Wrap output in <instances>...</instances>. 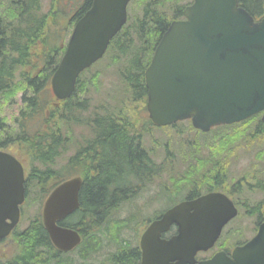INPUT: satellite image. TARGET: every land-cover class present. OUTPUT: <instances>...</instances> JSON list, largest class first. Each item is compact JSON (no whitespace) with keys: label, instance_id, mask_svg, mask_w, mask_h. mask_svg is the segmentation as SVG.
<instances>
[{"label":"water","instance_id":"obj_1","mask_svg":"<svg viewBox=\"0 0 264 264\" xmlns=\"http://www.w3.org/2000/svg\"><path fill=\"white\" fill-rule=\"evenodd\" d=\"M129 2L93 0L77 21L52 78L59 99L71 96L80 72L104 55L127 21ZM184 14L185 19L173 21L165 31L145 71L153 122L169 125L192 118L195 127L207 131L264 111V15L256 20L239 0H194ZM24 181L21 162L0 150V239L19 222ZM81 186V177L60 183L43 206L44 225L61 250L81 240L78 231L58 224L79 207ZM204 206L222 211H204ZM233 207L226 196L212 193L168 209L143 231L140 264H264V222L231 256L222 250L209 259L196 258L199 251L214 246L236 216ZM173 226L176 233L166 237Z\"/></svg>","mask_w":264,"mask_h":264},{"label":"trees","instance_id":"obj_2","mask_svg":"<svg viewBox=\"0 0 264 264\" xmlns=\"http://www.w3.org/2000/svg\"><path fill=\"white\" fill-rule=\"evenodd\" d=\"M183 1L139 0L140 13L133 7L134 12L130 14L129 21L112 40L109 49L119 52L114 61L120 65L123 91L129 92L130 96L146 98L145 70L170 22L182 16L185 7ZM44 2L0 0V105L13 101L19 92H23L22 100L26 102L23 116L28 120L39 119L42 123L34 130H24L21 123L20 131L6 126L0 118V148L14 142L25 146L35 162L28 172L27 190L40 189L42 196L71 173L83 171L81 205L60 222L79 230L83 239L72 252H60L53 246L38 212L24 230H15L11 237L14 254L0 261V264H139L141 250L137 239L133 241L132 235L125 237V234L133 229L138 236L140 230L137 232L136 228L129 226L128 218H115L114 213L121 204L139 193L141 187L138 185L130 189L134 186L129 183L130 175H142L143 162L152 161L145 158L147 154L140 147V142L129 141L125 133L114 125H107L100 136V165L85 168L81 166L78 155L66 158L68 147L63 131L66 113L78 115L80 104L71 98L65 101L64 107L62 104L61 107L53 108L48 90H45L46 81H49L54 71L47 65L53 62L52 66L56 67L59 58H55L57 50L44 42L48 38L46 29L55 24L49 25L48 18L52 12L43 11ZM62 2L49 0V7L62 5ZM74 2H81L85 10L92 4V0ZM240 2L256 18L264 14V0ZM78 14H82V11ZM38 39H44L40 41L47 44L48 48L34 53L33 47ZM34 55L39 59H33ZM43 64L42 74L33 78L35 68ZM27 88L32 90L26 91ZM61 159L64 161L60 162ZM146 169H153V165L149 164ZM150 171L143 172L148 174ZM128 189L129 192L134 191V195H130ZM152 219L144 218L142 222L146 224ZM103 239L114 243L116 251L109 252L111 255L99 263L88 261L92 257L95 260L101 249L106 248Z\"/></svg>","mask_w":264,"mask_h":264},{"label":"flooded vegetation","instance_id":"obj_3","mask_svg":"<svg viewBox=\"0 0 264 264\" xmlns=\"http://www.w3.org/2000/svg\"><path fill=\"white\" fill-rule=\"evenodd\" d=\"M70 8L71 10L68 11L70 15L67 18L61 17L59 19L55 17L56 21L53 20L51 22L55 24L52 25L51 30L49 27L47 28L48 38L46 41H44V39H38L36 42L37 44L33 47V52L36 53L39 52L40 49L48 48L47 44L41 42L40 40L50 43L51 47L57 50L55 54V58H59L57 66L65 52L67 41H69L74 24L87 10L82 7L81 2L73 4L72 6L70 5ZM80 10L82 11V14H78ZM52 12H54V10ZM54 13L56 14V11ZM117 53L119 52L116 51L115 54ZM33 59L39 58H36L34 55ZM52 63L53 62H49L47 66L49 69L51 68L55 71L57 66L53 67ZM43 69L44 64L37 66L32 77L36 78L42 74L41 72ZM111 70L115 71L117 68L111 64ZM100 74L101 73H95L91 76V78L95 79ZM42 78L44 77L42 76ZM84 78L83 82L85 83ZM115 81L118 82V80ZM48 85L49 81H46V88ZM31 90L32 89H26V91ZM109 91L103 94L97 101L95 100V103H92L93 99L91 97L86 96L87 90L85 94L81 93L83 99L80 104V111L78 115L72 116L68 113L66 120L64 121L63 131L65 134L64 137L66 139V146L68 147L67 152H71L72 149H76L78 152V159L80 160L79 162L82 164L81 166H84L85 168L96 167L98 164L100 165L102 158L99 150V147H101L100 136L107 125H114L125 133L126 138L129 139V141H132L133 143L140 142V147H142L147 154V156L145 155V158L152 161L143 162L144 169H142V175H140L141 173L130 175L129 183L130 185H134L130 189H135V186L137 185L139 187L148 185L154 186L161 181L160 178L166 172H170L171 176H169L168 179L173 181L174 187H177L176 190L172 193L166 192L167 195L160 198H158V196L161 192L155 193L153 200H165L169 203L173 202V204L176 205L185 201H196L203 195L209 193H223L234 203L238 210V215H242L248 219H253V227L251 228L252 235L250 237L252 238L258 231L260 224L264 221V169L257 168L256 164L253 163V167H251L250 172H247L245 167L240 169L238 168L241 155L243 157L246 154V151L244 152L243 150L246 146H225L222 144L224 149L219 153L213 151L211 147H207L208 152L204 155L201 153L202 147L200 145H194V149L190 152L194 163L187 169L183 176L180 174H173L172 170L175 168V160L171 157V162L168 163L167 154H170L171 151L169 150L167 144L165 143L164 150L160 148L159 152H157L156 149L148 148L144 144L146 136L157 127L150 119L147 109V98H111L109 96ZM119 100L121 101L120 103H118ZM22 101L23 109L20 112L22 126H24V130L25 128L32 130L35 122L38 121L40 123L41 120H28L25 118L23 113L26 109V102L24 99ZM134 105H136V108H133ZM52 107L58 108L61 107V104L59 101L54 99L52 101ZM46 112L48 114L49 110ZM251 123L253 124L254 122ZM261 133L264 134V128H262ZM16 143L17 142L11 144ZM227 149H229L230 155L238 159L236 162L231 163L226 161V155H221ZM236 150H238L237 155L234 154ZM194 153L197 154V158L195 160ZM187 157V155L184 156V158ZM149 164L153 165V169H146ZM144 170L151 171L146 174L143 172ZM253 178H256L258 183L255 182ZM130 189H128L127 192L130 193V195H134V191L129 192ZM247 193L252 194L250 199L248 197H244ZM149 194L152 193L150 192ZM201 208H206V211H213L209 208H215V206H204ZM166 209L167 208H160L155 210L154 213L156 216H160ZM246 231L248 232L241 231L240 239L233 243L235 244L234 247L242 245L250 239L247 238V235L251 234V232H249L250 230ZM245 233L248 234L245 235ZM5 246L7 247L8 245ZM223 247L226 248L229 255L234 248L233 247L229 250L227 249V246L224 245L222 248ZM205 253L206 252H199L197 258L205 259L210 257L204 255Z\"/></svg>","mask_w":264,"mask_h":264},{"label":"rangeland","instance_id":"obj_4","mask_svg":"<svg viewBox=\"0 0 264 264\" xmlns=\"http://www.w3.org/2000/svg\"><path fill=\"white\" fill-rule=\"evenodd\" d=\"M63 1L64 4L68 5L69 8L70 5L72 6L73 4H76L74 0ZM140 5L141 4L139 0H136L134 6L132 7H135L137 12L140 13ZM49 6V1H45V10H47ZM95 73H101L100 75H98L100 81L97 80V78H91V76ZM115 79L116 76L114 75V71L111 70V56L108 55L101 63H99L87 75H85L84 81L87 86L86 89L88 90V95L86 96L91 97L93 99L92 103H95L102 97L103 94L112 89L113 83H115ZM120 102L121 101L119 100L118 103ZM18 108L19 105H17L16 103L4 102L0 105V117L6 120L9 124L13 125L14 115L18 112ZM133 108H136V105H134ZM192 129L193 128H191L188 121H183L176 127H168L165 130L154 129L149 135L146 136V138L144 139V144L148 148L156 149V151L159 152L160 148L164 150V146L166 143L169 147V150L171 151L170 154H167L168 163L171 162V157H173L172 159L175 160V168L172 170L173 174H180L183 176L187 169L194 163L190 154L192 149H194V145H200L202 147L201 153L204 155L208 152L207 147H211L213 151L219 153L223 151V145L232 146L233 143H235V145L241 144L243 142V135L253 131L254 123L252 124L250 122L246 125L234 127L225 131L216 129L212 133L207 135L196 134ZM242 147H244V145H242ZM263 148L264 138L258 139L256 143L252 145V147L243 148L244 152L246 151L247 154H245L243 157L241 155L239 159L240 161L238 163V168L240 169L245 167L246 171L250 172L251 167H253L252 160L254 159L255 154L260 152ZM14 151H16L17 154L23 159V161L26 163V167L29 169L31 165L28 155L17 147L14 148ZM234 154L237 155L238 150H236ZM185 155H187L188 157L184 158ZM221 155H226V161H229L231 163H234L238 160L236 157L234 158L232 155H230L229 149L225 150ZM196 158L197 154L194 153V160ZM255 160L257 161V159ZM63 161L64 159L60 160V162ZM33 164H35L34 161L32 162V165ZM61 165L62 164L58 165L57 167H60ZM263 165L264 160L260 162L259 167H262ZM169 176H171V173L166 172L160 178L161 181H159L154 186L150 185L144 190H141L139 195H137L134 199L123 203L115 211V218H128L129 226H133L134 228H136L137 232L138 230H140L138 232V236L135 234V230H129L125 234V237H129L130 235H132L133 241L137 239V242H139L140 235L145 228V224H143L142 222L143 219L150 218V215H153L155 210L163 208V205L165 203V200H161L159 202L151 204L147 201V197L155 196V193H160L162 191L172 193L176 190L173 185V181L168 179ZM253 180L258 183L256 178H253ZM150 192L152 194H149ZM251 196L252 194L247 193L244 197H248L250 199ZM40 205L41 201H39L38 191L31 188L28 200L23 206L24 212L21 227H24L31 218L38 214ZM252 227L253 219H248L243 217L242 215H239L229 225H227L226 228H224L225 233L223 239L221 238L220 240H223V242H226L228 244L234 243L238 235H240L241 231L248 232L246 230H250L249 232H251ZM247 234L248 233H245V235ZM251 235L252 232L251 234L247 235V238H250ZM119 241H121V239ZM102 243L104 247L106 246V248L101 249V252L96 256L95 260L92 257L88 261H95L99 263V261H103L111 255V253L109 252H114L117 249L114 243H110L106 239H103ZM210 253L212 252L210 251L208 254ZM13 254L14 251L9 243L8 248L1 247L0 245V260L10 257Z\"/></svg>","mask_w":264,"mask_h":264}]
</instances>
